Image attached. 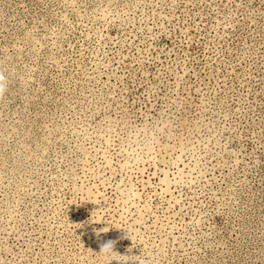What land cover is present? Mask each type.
Returning <instances> with one entry per match:
<instances>
[{
    "label": "rangeland",
    "instance_id": "374dc122",
    "mask_svg": "<svg viewBox=\"0 0 264 264\" xmlns=\"http://www.w3.org/2000/svg\"><path fill=\"white\" fill-rule=\"evenodd\" d=\"M0 70V264H264V0H0Z\"/></svg>",
    "mask_w": 264,
    "mask_h": 264
},
{
    "label": "clouds",
    "instance_id": "9594fccd",
    "mask_svg": "<svg viewBox=\"0 0 264 264\" xmlns=\"http://www.w3.org/2000/svg\"><path fill=\"white\" fill-rule=\"evenodd\" d=\"M8 90V77L5 73L0 70V97H3ZM97 236L99 237L100 233H107L109 231L108 227H104L98 230H95ZM128 235V234H127ZM115 241L108 240L101 244L99 256L104 257L106 260L111 261L116 257H119L117 264H139L138 261H133V256L119 255L114 251ZM143 264H150L149 261L145 260Z\"/></svg>",
    "mask_w": 264,
    "mask_h": 264
}]
</instances>
